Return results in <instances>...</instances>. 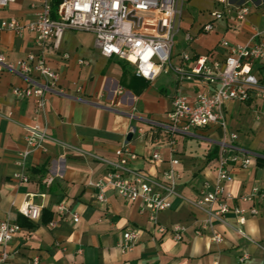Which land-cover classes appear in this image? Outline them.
I'll list each match as a JSON object with an SVG mask.
<instances>
[{"label": "crops", "instance_id": "crops-1", "mask_svg": "<svg viewBox=\"0 0 264 264\" xmlns=\"http://www.w3.org/2000/svg\"><path fill=\"white\" fill-rule=\"evenodd\" d=\"M254 1L256 5L246 21H220L207 34L200 28L210 16L202 8L194 14L185 11L184 30L194 37L189 50L195 55L211 53L223 61L228 50L221 46L222 40L247 43L253 27H264V0ZM34 2L19 0L2 15L31 20ZM33 51L37 49L32 34L19 37L0 31V53L8 61L16 62ZM47 60L60 72L59 87L73 97L48 94L41 120L48 123L54 141L47 143V150L38 149L28 157V182L15 177L21 170L16 161L25 148V126L33 122L34 107L31 100L16 98L12 88L30 82L0 65V221L14 222L22 228L8 245L10 264H264V200L240 203L237 199L255 187L264 189L262 103H228L227 130L211 125L190 133H174L162 124L167 121L175 96L182 92L193 99L200 84L180 85L172 75H160L153 82L137 77L131 63L102 56L95 35L85 31L65 32L60 48L48 49ZM254 71L264 77V63ZM79 87L81 92H77ZM133 107L146 120H133ZM136 123L146 133L129 138L128 130ZM231 132L237 133V139L230 138ZM125 139L138 155L129 166L143 172L154 184L163 182V171L170 167L172 153L179 158L177 169L182 178L177 195L172 207L158 214V221L165 227L186 225L183 241L158 233L157 225L150 221L148 212L142 211L139 201H126L109 190L107 200L101 202L96 190L88 185L106 175V160L117 159L115 151ZM223 148H238L251 156L247 167L230 166L234 181L227 183L226 189L234 196L232 203L247 208L256 205L260 213L248 215L244 224L233 213L226 214L223 222L216 223L224 237L217 243L210 231L199 236L195 227L207 217L206 207L197 204L199 191L205 183L214 182ZM155 152L162 155L163 162L150 160ZM47 178L51 179L49 185L44 183ZM27 202L41 205L38 220L21 213L20 208ZM60 203H65L71 213L61 215L57 209ZM72 213L79 215V222H74ZM128 229L139 230L141 238L123 253L118 245ZM244 253L250 258L240 262Z\"/></svg>", "mask_w": 264, "mask_h": 264}, {"label": "built area", "instance_id": "built-area-1", "mask_svg": "<svg viewBox=\"0 0 264 264\" xmlns=\"http://www.w3.org/2000/svg\"><path fill=\"white\" fill-rule=\"evenodd\" d=\"M18 1L0 0V31H10L19 37L32 34L37 51L28 53L16 62L8 61L6 55L0 53V65L30 82L25 87L16 85L12 88L16 98L31 100L34 107L33 122L25 126V148L20 151L16 161L21 170L15 177L23 182L30 180L25 167L31 153L38 149L47 150V143L54 141L48 131V123L41 120L48 94L57 92L73 97L59 87L60 72L51 67L47 60L48 49L51 46L59 49L65 32L69 30L93 33L96 48L102 56L118 57L131 63L135 75L149 82L160 75H172L180 85L185 82L200 84L201 88L193 99L182 92L175 96L167 121L162 124L171 132L190 133L195 128L211 125H219L227 130L228 103L258 101L264 105V77L254 71V67L264 63V27H253L245 44L222 40L221 46L228 50V54L223 61H219L211 53L195 55L189 50L194 37L184 30L183 21L185 6L191 0H34L33 19L4 17L2 12ZM210 1L214 8L209 11V20L200 28L203 34L214 31L220 21H246L256 5L254 0ZM180 45L181 49L176 50ZM80 63L85 61L80 60ZM81 91L79 87L77 92ZM136 111L137 108L133 107L130 112L133 120H146ZM145 133V128L136 123L130 126L127 136L140 137ZM237 137V133H230L232 140ZM115 154L116 160H106L109 166L106 175L88 182L96 190L97 199L105 202L107 192L112 190L126 201H139L142 211L148 212L150 221L157 225L158 233L183 241L188 230L186 225L178 223L165 227L158 221V214L170 209L177 195L182 178L177 169L179 158L172 153L170 167L163 171V182L154 184L143 172L129 166V162L138 157L129 140L125 139ZM150 160L163 162L164 158L155 152ZM250 163L251 156L244 150H221L215 180L205 183L197 198V204L205 206L207 211L206 219L195 227L197 235L202 236L210 231L212 239L221 243L224 237L217 230L216 223L223 222L226 214L233 213L238 222L244 224L248 215L260 213L256 205L247 208L232 203L234 196L226 189L227 183L234 181L230 166L247 167ZM44 183L51 184V179L47 178ZM237 199L240 203L264 200V189L255 187ZM57 209L61 215L71 213L65 203H60ZM20 211L31 220H38L42 215L41 205L34 202H27ZM72 217L74 222H79L77 213H72ZM21 229L17 223L0 221V264H10L7 248ZM140 238L139 230H125L118 246L126 253ZM249 258L250 254L244 253L239 260L246 262Z\"/></svg>", "mask_w": 264, "mask_h": 264}, {"label": "rangeland", "instance_id": "rangeland-1", "mask_svg": "<svg viewBox=\"0 0 264 264\" xmlns=\"http://www.w3.org/2000/svg\"><path fill=\"white\" fill-rule=\"evenodd\" d=\"M190 3H191V5L194 4V6H190L189 3L186 4V6H185L186 13H187V11H189L190 13L193 12V14H194V11H196V9L202 8L204 13H206V16H208L209 11L214 8L211 1H208V0H191ZM179 49H181V45L176 48V50H179Z\"/></svg>", "mask_w": 264, "mask_h": 264}, {"label": "water", "instance_id": "water-1", "mask_svg": "<svg viewBox=\"0 0 264 264\" xmlns=\"http://www.w3.org/2000/svg\"><path fill=\"white\" fill-rule=\"evenodd\" d=\"M132 136L130 135L129 138H131Z\"/></svg>", "mask_w": 264, "mask_h": 264}]
</instances>
